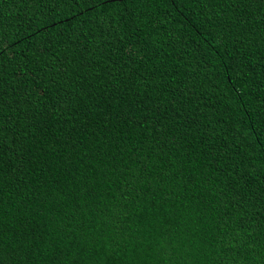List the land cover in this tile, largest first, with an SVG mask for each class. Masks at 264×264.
I'll return each instance as SVG.
<instances>
[{
  "label": "trees",
  "instance_id": "obj_1",
  "mask_svg": "<svg viewBox=\"0 0 264 264\" xmlns=\"http://www.w3.org/2000/svg\"><path fill=\"white\" fill-rule=\"evenodd\" d=\"M4 45L0 264H264V0H0Z\"/></svg>",
  "mask_w": 264,
  "mask_h": 264
},
{
  "label": "snow or ice",
  "instance_id": "obj_2",
  "mask_svg": "<svg viewBox=\"0 0 264 264\" xmlns=\"http://www.w3.org/2000/svg\"><path fill=\"white\" fill-rule=\"evenodd\" d=\"M120 2H121V0H113V3H116V4H119ZM8 47H9L8 45H4L3 48H0V55H2L3 51L5 49H7ZM133 54L134 53H131V52L129 53V55H133ZM0 67H2V65H0ZM115 83L118 84L119 81L117 80ZM39 95L44 96V97H48L49 96V92L47 90H41ZM5 99H7V97L0 98V136H2L4 134V131L6 129V125L7 124H11V123L15 122L14 120H11V119H7L6 120L7 117L11 116V113H9L6 110L7 106L4 103ZM63 103L66 104L67 101L64 100ZM25 111H27V109H25ZM165 147H166V145H165ZM163 150H164V148H161V151H163ZM261 172H262V174H264V167L261 168ZM239 199H240V197L237 194H234L233 192H230V191L226 192V195H225V202L226 203H230L233 200H239ZM261 200L264 201V195H262ZM247 212H248V210L245 207V209L240 214L244 215ZM238 242L246 244L247 240L245 239L244 241H238V238L234 234L233 237L227 241V245L230 248H236ZM262 254H264V253H262Z\"/></svg>",
  "mask_w": 264,
  "mask_h": 264
}]
</instances>
